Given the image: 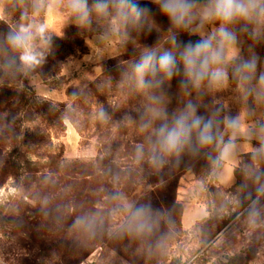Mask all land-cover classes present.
Masks as SVG:
<instances>
[{
    "label": "rangeland",
    "instance_id": "rangeland-1",
    "mask_svg": "<svg viewBox=\"0 0 264 264\" xmlns=\"http://www.w3.org/2000/svg\"><path fill=\"white\" fill-rule=\"evenodd\" d=\"M36 19L53 37L44 63L27 74L0 67V264H264V224L246 219L239 167L224 190L205 159L162 168L137 160L146 100L121 81L148 32L105 38L63 11ZM18 22L19 10L0 19L7 30ZM255 50L264 57V43ZM213 99L238 114L231 90L205 103ZM117 192L124 199L111 201ZM116 203L151 204L163 213L160 227L146 240L115 235L126 212L104 214ZM96 213L111 231L85 242L71 222Z\"/></svg>",
    "mask_w": 264,
    "mask_h": 264
},
{
    "label": "clouds",
    "instance_id": "clouds-1",
    "mask_svg": "<svg viewBox=\"0 0 264 264\" xmlns=\"http://www.w3.org/2000/svg\"><path fill=\"white\" fill-rule=\"evenodd\" d=\"M150 3L167 18L166 31L141 0H0V19L20 11V22L0 35V58L14 73L27 74L44 63L42 49L51 45L53 37L47 23L36 19L41 13L49 17L63 11L77 27L100 30L105 38L125 39L132 32L155 30L157 43L140 47L122 73L121 82L129 92L142 94L146 100L139 123L145 143L137 145V160L146 156L151 165L162 168L188 156L207 160L213 175H223L225 163H235L246 147L249 159L240 162L239 171L248 183L239 185L240 202H248L244 214L250 225L264 224V57L255 50L264 43V0ZM181 33L198 39L180 40ZM174 79L182 106L169 111L168 90ZM225 90L232 91L239 105L236 115L227 113L215 99L205 103ZM98 115L107 117L103 109ZM241 140L248 143L242 145ZM123 199L118 192L110 196L114 202ZM121 212L126 217L114 234L141 240L151 237L163 218L151 204L135 203L126 208L116 203L104 215ZM71 228L85 242L111 231L99 213L76 217Z\"/></svg>",
    "mask_w": 264,
    "mask_h": 264
},
{
    "label": "trees",
    "instance_id": "trees-1",
    "mask_svg": "<svg viewBox=\"0 0 264 264\" xmlns=\"http://www.w3.org/2000/svg\"><path fill=\"white\" fill-rule=\"evenodd\" d=\"M141 4H142L143 6H146V7L151 8V9L153 10V13H154V19H155L156 23L160 26V28H161L162 30L166 31L167 28H168V26H167V24H165V22H164L165 17L159 13V11L156 9V6L153 5V4L150 3V2H141ZM7 31H8V30H7L6 28H4L2 25H0V35L6 33ZM158 39H159V33L156 32L155 30H153V31L150 32V33L148 32L146 39L142 42V45H144V46L146 45L147 47H152V46H154V45L157 43ZM179 39H180V40H183V41L196 40V38H194V37H188V36L179 37ZM165 47H167V45H165ZM0 67H4V65H3V59H2V58H0ZM4 68H5V67H4ZM175 80H176V79H174V80L172 81V83L175 82ZM168 91H169V96L171 95L170 98H171V99H176V103H177V105H175V107H173V108L170 107V108H169V111L175 109L176 107L182 106V105L180 104V101H179L178 96H177V89L174 88L173 90H168ZM170 92H171V93H170ZM172 94H173V95H172ZM134 95H135V96L137 95V96H136L137 99H138V98H140V99L142 98V94L135 93ZM142 99H143V98H142ZM178 102H179V103H178ZM204 111H205V110H204L203 108H201V109H200V114H203ZM204 221H205V220H204Z\"/></svg>",
    "mask_w": 264,
    "mask_h": 264
},
{
    "label": "crops",
    "instance_id": "crops-1",
    "mask_svg": "<svg viewBox=\"0 0 264 264\" xmlns=\"http://www.w3.org/2000/svg\"><path fill=\"white\" fill-rule=\"evenodd\" d=\"M141 2H150V0H141ZM240 143L242 145H246L248 142L241 140ZM253 146H256L255 141L252 142ZM246 156H248L247 153V148H244V151L242 152L241 156L238 157L237 161L235 163H229L226 162L223 168V175H217L216 177V182L218 184V186L221 189L224 190H228L233 188L236 185L237 179L235 177V170L240 167V162L242 161V159H244ZM199 217V211L196 210L193 214L192 217ZM207 217H204L202 219H206Z\"/></svg>",
    "mask_w": 264,
    "mask_h": 264
}]
</instances>
